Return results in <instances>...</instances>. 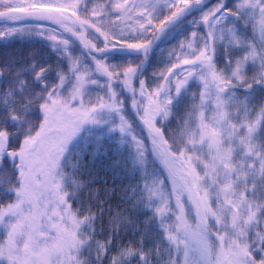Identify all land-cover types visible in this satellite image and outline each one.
I'll return each instance as SVG.
<instances>
[{
    "label": "snow or ice",
    "instance_id": "1",
    "mask_svg": "<svg viewBox=\"0 0 264 264\" xmlns=\"http://www.w3.org/2000/svg\"><path fill=\"white\" fill-rule=\"evenodd\" d=\"M0 264H264V0H0Z\"/></svg>",
    "mask_w": 264,
    "mask_h": 264
}]
</instances>
